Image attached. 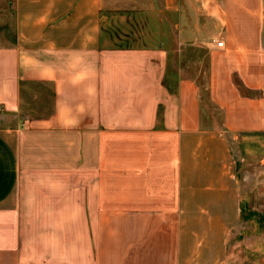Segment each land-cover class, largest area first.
<instances>
[{
  "label": "crops",
  "instance_id": "obj_1",
  "mask_svg": "<svg viewBox=\"0 0 264 264\" xmlns=\"http://www.w3.org/2000/svg\"><path fill=\"white\" fill-rule=\"evenodd\" d=\"M10 4L0 264H264L233 238L238 160L264 162V0Z\"/></svg>",
  "mask_w": 264,
  "mask_h": 264
},
{
  "label": "rangeland",
  "instance_id": "obj_2",
  "mask_svg": "<svg viewBox=\"0 0 264 264\" xmlns=\"http://www.w3.org/2000/svg\"><path fill=\"white\" fill-rule=\"evenodd\" d=\"M10 3L11 0H0V38H4L3 34H7L9 38L8 32L11 33L13 29ZM235 150L237 151L236 148ZM237 157L239 158V156ZM238 161V182L240 187L247 193L244 203H246L245 208L250 210L246 212L247 221L235 230L233 238L235 239L238 236L249 238L247 246L260 247L261 252L264 254V162H243L240 158ZM247 246L236 244L234 261H237L241 251L246 250Z\"/></svg>",
  "mask_w": 264,
  "mask_h": 264
},
{
  "label": "built area",
  "instance_id": "obj_3",
  "mask_svg": "<svg viewBox=\"0 0 264 264\" xmlns=\"http://www.w3.org/2000/svg\"><path fill=\"white\" fill-rule=\"evenodd\" d=\"M215 45H216L218 48H222V47H223V42H222V41H216V42H215Z\"/></svg>",
  "mask_w": 264,
  "mask_h": 264
}]
</instances>
